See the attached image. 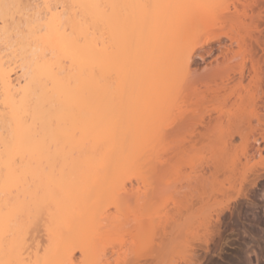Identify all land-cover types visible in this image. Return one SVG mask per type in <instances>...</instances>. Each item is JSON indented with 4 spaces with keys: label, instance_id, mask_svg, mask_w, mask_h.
I'll return each mask as SVG.
<instances>
[{
    "label": "bare ground",
    "instance_id": "1",
    "mask_svg": "<svg viewBox=\"0 0 264 264\" xmlns=\"http://www.w3.org/2000/svg\"><path fill=\"white\" fill-rule=\"evenodd\" d=\"M223 1L0 0V264H110L112 255L124 258L118 264H147L163 246L158 239L147 249L151 224L162 222L164 244L178 238L192 204L163 220L150 211L163 201L162 188L143 181L163 173L155 146L196 117L180 107L197 94V50L216 41L225 58L240 42L219 25ZM236 74L242 85L243 71ZM251 112L237 124L261 117ZM212 120L200 123L211 130ZM240 126L227 134L241 136ZM263 143L261 134L246 139L243 153L255 158ZM227 145H220L225 154L235 153ZM215 162L214 170L222 166ZM255 173L252 187L264 176ZM196 250L189 264L201 263Z\"/></svg>",
    "mask_w": 264,
    "mask_h": 264
},
{
    "label": "rangeland",
    "instance_id": "2",
    "mask_svg": "<svg viewBox=\"0 0 264 264\" xmlns=\"http://www.w3.org/2000/svg\"><path fill=\"white\" fill-rule=\"evenodd\" d=\"M219 8L221 9V18L220 21L218 20L220 22L219 25L224 24L223 27H227L225 28L227 29L225 30L226 33H230L229 36H232L238 41L240 40V42L239 44L234 43L231 48H229V57L227 56L225 58L222 57L221 51L217 49L218 43L216 41L208 43L197 50L196 56L192 62V70L196 69L194 70L195 74L197 76L199 75V91L197 90V92H195L197 93L195 94L197 96L196 98L195 95H193L195 100L194 98L190 99L191 96L187 101L189 103L185 101L188 107L182 105L183 108H179L183 112V116L186 114L184 112H187V114L190 112L191 115H196V117L193 116V119L191 117L190 126L181 135L179 134L180 136L177 135L178 137L175 136L165 139L167 141L163 142L161 140V143H156L159 149L157 145L155 149L160 153L154 149V152L158 154H154V157L157 158L155 159L152 157V159L158 160L160 164L163 161V165L165 166L160 170L163 171L164 174L160 170L162 174L159 172L160 175L158 176L154 175L156 171L152 172L153 174L151 173V177L150 174H147L145 175L143 183L150 184L154 189L162 188L164 199L158 202V204L153 205L151 209L149 208L150 211L153 210L154 214L158 211L155 216H162V219L165 212H170L169 215L174 214L175 208L176 210H181L185 204L189 206L192 204L189 207V210L192 211L191 215L184 216L186 214L183 211H185V207L188 206H185L184 209L181 210L183 212V217H186V220L182 218V222L185 220L184 223H186L184 225L181 223L183 225L181 229L179 227L182 225L178 227V232H181L178 238L176 237V240L171 241V236L169 237V235H167L170 245L168 242L167 244L162 242V237H165V233L162 230L163 228L160 229L162 225L158 228V225L162 224V222L156 223L159 218L154 217L157 221H155L154 225L151 224L150 234H147L145 231L148 228L144 230L146 236L150 235L147 238H152L148 239L150 246H148L147 249L151 251L150 248L156 247V244H158L157 242L161 240L159 243L161 242L163 246L161 245L162 247H160V249L163 251L160 249L157 251L156 249L155 253L158 254L157 252H160L158 255L161 256L155 258L156 260L152 259L149 261L150 263L147 262V264H189V261H193L190 260L193 255H190L192 253L190 251L194 249H197L198 252H200L198 255L203 257L202 260L199 259V261H201L200 264H264V176L257 182V186L255 185L256 189L255 186L252 187L250 183L252 180L250 177L253 178L252 173H264V143L262 144L263 150L261 149L260 154L257 153L258 155H255V158L249 154L252 157L251 159L249 155L245 156V153H243L246 147V139L249 140L253 136H258L259 134L264 136V116L262 115L264 111L260 110V106H257L264 101V0H224ZM237 12L238 14H236ZM259 16L262 19L258 18ZM221 22L223 24H221ZM239 70H242L244 74L242 85L238 84L239 81L236 73L239 72ZM260 100L263 101L260 102ZM252 108L254 112H260V120L253 117L251 123L241 120L243 121L241 124L239 119L240 124H237V117L242 116L244 112L249 114L250 110L253 112ZM179 109L173 114V118L176 119L171 118L173 122L180 119L179 117L182 116V112ZM192 112L196 114H192ZM209 118H214V120H212V125L213 127L216 126L217 128L214 127L216 129L210 128L211 130H208L202 127L203 125H201L202 122L200 123V121L204 120L205 122ZM216 122H218V124H216ZM238 125H241L239 130L241 136H236L234 134L231 136L232 133L227 134L230 129L229 132H234L232 126L235 128ZM224 140L226 144H228L227 146H230L229 144L232 142V147L235 149L230 148L233 152L235 150V153L231 154V152L228 151L230 149L224 146V149L225 147L227 148L225 154V150H222L223 146H220L224 144ZM222 142L223 144H221ZM160 147L162 148L160 149ZM219 151H221V153ZM222 152L225 156H232L230 159L231 162L228 160L229 158H220ZM227 153L231 154V156ZM154 159L153 161L155 162ZM218 159H222V161ZM216 160L220 162L218 165L222 166L219 168L216 166L217 169L214 170V166L212 167V165L216 163ZM223 160L224 163H222ZM232 160L234 162H232ZM246 160H248V163ZM227 162L230 163L228 164ZM225 164L228 165L224 166ZM154 166H158L159 169L160 165L154 163ZM203 173L205 175H203ZM196 176L197 178L200 176V179L195 178ZM202 178H204L205 181L202 180ZM139 186L140 189H144L142 188V184ZM254 200H256L257 203ZM182 203H184V205ZM171 210L173 211L172 213ZM186 213L188 214V212ZM259 219H262L263 226L255 225L254 221ZM218 220L219 224L216 222ZM215 223L218 225L217 228L220 229L218 233L217 231L215 232L213 228V224ZM156 224H158L157 227ZM248 224L256 230L258 233V236L256 235L257 237L251 236L249 232L250 226ZM208 227H211V229L213 228V232L208 231ZM159 231L161 233L163 231L162 236H160ZM135 233L133 232L134 238L136 235ZM140 236L139 240L140 238L142 239V236ZM126 238L127 236H125V239ZM131 238L132 237H130V239ZM134 238H132V240L137 241V238ZM259 238L261 239L260 241H258ZM127 239L129 244L132 240H129V236ZM138 242H135L136 246L133 245V249L135 247L138 248L137 245L141 243L140 241ZM155 242L156 244L154 245ZM143 243L146 242H142V244ZM125 247L127 248V246ZM126 248L123 249L124 253ZM130 248L131 246L128 247L129 252H131ZM205 248L211 250L207 249V251H204L206 250ZM147 249H143L144 251L142 250V254H145ZM121 250L122 249H120V251L118 250L120 254L123 252H121ZM128 250H126V253ZM134 250L139 251L140 248ZM202 250L204 253H202ZM118 251L116 250V252ZM240 252H243L242 259L244 260L242 261L237 258ZM117 255L118 254L115 256L117 257ZM126 255L122 254L120 256ZM113 256L114 255L111 256V260L108 262L112 261L118 264L121 259L120 262L123 263V257L119 256L120 259L116 258L117 260H114ZM112 262L110 264H112ZM145 263L143 262V264Z\"/></svg>",
    "mask_w": 264,
    "mask_h": 264
}]
</instances>
